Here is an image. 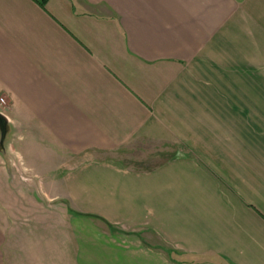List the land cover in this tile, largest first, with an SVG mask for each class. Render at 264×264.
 Wrapping results in <instances>:
<instances>
[{
	"label": "crops",
	"instance_id": "1",
	"mask_svg": "<svg viewBox=\"0 0 264 264\" xmlns=\"http://www.w3.org/2000/svg\"><path fill=\"white\" fill-rule=\"evenodd\" d=\"M0 99L6 150L63 195L27 200L0 151V264H264V0H0ZM137 142L174 150L131 169Z\"/></svg>",
	"mask_w": 264,
	"mask_h": 264
},
{
	"label": "rangeland",
	"instance_id": "2",
	"mask_svg": "<svg viewBox=\"0 0 264 264\" xmlns=\"http://www.w3.org/2000/svg\"><path fill=\"white\" fill-rule=\"evenodd\" d=\"M13 146L15 147L17 145H13ZM173 150L174 149L171 148L170 146L154 145V144L149 145L146 143L137 142L135 144L133 143L127 150H125L124 152L118 153L116 156L122 161V163H124L131 169L134 168V169H140V170H147L148 168H154L158 166L161 162H164L165 159L172 156ZM0 151L2 152V154L4 152H8V153H4L6 155L7 167H9L11 172L14 174L13 179H15L16 181H19L22 187H25L24 189L27 194V200L30 199L29 194L32 197L34 194H37L39 198H42L44 200L45 203H46V200L48 201V199L53 200V196L55 195H58V196L60 195L59 197L63 196L61 195L62 193H58L54 191L51 192L50 190L47 189L48 188L47 186L43 188L44 192H41V190L37 192L35 190V185H39V187L42 188L41 186L43 183L42 178L35 176L33 172H31L27 168L23 160L21 161L18 158H14L15 156L12 150H9V149L6 150V148L3 149L2 146H0ZM26 162L28 163V161ZM32 189H34L35 191H33ZM58 189L60 190L61 188L58 187ZM2 193L3 192H0V201H2V203H4L5 201V206H6L8 202H12V201H10L11 200L10 197L7 198V196H9L8 194L2 195ZM51 200H49V203H51ZM63 203H64L63 201L59 202L58 200L57 202H55L54 205H57L58 208L59 207L61 208ZM60 211L61 212L59 213V210L57 209L58 215L55 214L57 218L59 217V215L61 216L64 213L62 212V210ZM93 218H98V217H93ZM97 223L96 225L99 228V230H101L102 232H106L109 235L115 229L114 226L110 224L103 225L101 223L100 224H97ZM113 233L116 234L117 232L115 231ZM63 240L64 238L59 239L60 246L62 244L68 245ZM46 243H48L49 245L50 241ZM15 244H18V239L14 241V245ZM144 245L147 246V243L144 242ZM7 247H8V244L5 246L4 252H5V258L8 264H76V263L78 264L77 256L73 255V250H70L67 252V250L65 249H62V248L57 249L55 248V246L53 247L52 245H49L46 247L45 246L40 247L39 249L35 251V253L31 254L29 252L28 254H24V252L19 250L18 246H15V247L13 246V248H11V252H10L11 254L7 256L6 254L8 252V250L6 249Z\"/></svg>",
	"mask_w": 264,
	"mask_h": 264
},
{
	"label": "water",
	"instance_id": "3",
	"mask_svg": "<svg viewBox=\"0 0 264 264\" xmlns=\"http://www.w3.org/2000/svg\"><path fill=\"white\" fill-rule=\"evenodd\" d=\"M7 117L0 112V132H1V138H0V146H2L3 149H5V132H6V125L8 123Z\"/></svg>",
	"mask_w": 264,
	"mask_h": 264
},
{
	"label": "built area",
	"instance_id": "4",
	"mask_svg": "<svg viewBox=\"0 0 264 264\" xmlns=\"http://www.w3.org/2000/svg\"><path fill=\"white\" fill-rule=\"evenodd\" d=\"M5 106V101L3 99H0V107H4Z\"/></svg>",
	"mask_w": 264,
	"mask_h": 264
},
{
	"label": "trees",
	"instance_id": "5",
	"mask_svg": "<svg viewBox=\"0 0 264 264\" xmlns=\"http://www.w3.org/2000/svg\"><path fill=\"white\" fill-rule=\"evenodd\" d=\"M39 1V0H38ZM46 0H40V3L42 4V6H44Z\"/></svg>",
	"mask_w": 264,
	"mask_h": 264
}]
</instances>
